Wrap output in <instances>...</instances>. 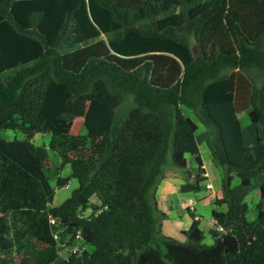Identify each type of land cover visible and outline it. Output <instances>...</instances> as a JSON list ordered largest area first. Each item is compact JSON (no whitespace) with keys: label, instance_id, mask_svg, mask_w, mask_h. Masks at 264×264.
I'll return each mask as SVG.
<instances>
[{"label":"trees","instance_id":"trees-1","mask_svg":"<svg viewBox=\"0 0 264 264\" xmlns=\"http://www.w3.org/2000/svg\"><path fill=\"white\" fill-rule=\"evenodd\" d=\"M185 108L221 168L211 243L192 211L182 238L161 230L160 180L180 176L187 192L206 179ZM72 116L84 134L68 133ZM0 129L23 134L0 137V264L53 263L49 216L89 246L56 264H264V0H0ZM48 148L70 167L56 185L76 181L54 206Z\"/></svg>","mask_w":264,"mask_h":264},{"label":"crops","instance_id":"crops-1","mask_svg":"<svg viewBox=\"0 0 264 264\" xmlns=\"http://www.w3.org/2000/svg\"><path fill=\"white\" fill-rule=\"evenodd\" d=\"M186 115L188 116V114ZM188 117L196 125L195 137L199 147H203L205 150H208L207 153H209V157L213 161L211 156L212 144L209 134L202 126L200 127L193 118H191L190 116ZM242 136L244 145H250L254 142L255 134L252 124L247 127V132L246 129L242 127ZM188 157L186 156L187 163L189 162ZM190 162L188 164H190ZM210 166H208V164L204 162L205 175L207 178L205 183L209 182L211 185L210 188L204 187L207 192H210L207 194L197 193L194 195L190 191L181 192L179 190V186L181 183H183L184 180L180 176H167L160 180L157 185L155 198L158 208L166 214V217L161 221V230L162 232H164V234L176 238H182V231L186 230L192 222L189 211L193 212L194 217H196L195 219L198 222V229L203 233L205 231L209 232V229L214 226V220L212 216L213 210L215 208L224 210L225 206H216L214 203L215 197L220 196L222 194V191L219 185V181L216 183L217 185L214 186L213 180L211 178L214 170L211 169ZM213 177L218 178L216 175H213ZM254 177L258 178L257 186H259L260 182L262 181L261 175L257 174ZM189 199H192L191 204L193 206V210H189ZM256 215L257 208L255 212H253L251 217L255 218Z\"/></svg>","mask_w":264,"mask_h":264},{"label":"rangeland","instance_id":"rangeland-1","mask_svg":"<svg viewBox=\"0 0 264 264\" xmlns=\"http://www.w3.org/2000/svg\"><path fill=\"white\" fill-rule=\"evenodd\" d=\"M101 36L106 38L107 35L102 34ZM130 104H131L130 98L129 97L125 98V100L121 104L119 110L121 112H124L130 106ZM184 112H185V114H188V116L193 118L198 123V125L200 127L202 126L208 133L207 128L198 120V118L195 116V114L190 109L185 108ZM239 116L241 119L242 127H244L246 129V132H247V127H249V125H251V122H250L246 112L245 111L240 112ZM68 133L69 134H84L85 133V128L83 125V118L82 117L72 116L69 118ZM0 137L3 139H7V140H10L13 138L21 139V138H23V134L21 131H18V130L0 129ZM31 140H32V142H34L35 144H38V145H42V144L47 145L49 140H50V133H48V132L35 133ZM199 148H200V152H201V156H202L203 161L205 163H207L208 166L211 165L210 166L211 169L214 170L212 174L214 176L216 175L218 177V178H216V177L214 178L213 175H211L214 186H216L217 185L216 183L219 181V185L221 188V183H220V181H221V168L214 161L211 160V158L209 157V153H207L208 150H205L203 147H199ZM48 152H49L50 162H49V168L47 169L46 173L50 177L51 184L55 187V193H54L53 199L51 201V206H54V205L59 204L69 194L70 190L76 185V181L74 179H69L68 182L64 186L60 187V186L56 185V180L58 177H66L69 175L70 167L68 164H63L61 162L60 158L58 157V155L55 151L48 148ZM188 155H189V157H188ZM186 156L188 157L189 162L191 161L190 164H188L189 162L187 163L188 168L193 173L197 172V164H196L193 156L188 154V153L186 154ZM209 163H211V164H209ZM206 179L199 181V189L198 190L190 191V192L194 195L197 193H200V194L210 193V192H207L204 188ZM257 179H258L257 177L252 178L251 184L249 186V190L245 196V201L247 203V211L245 213V216H246L247 220H253L254 219L251 216H252L253 212H255V210H256V203L259 199V190H258V186H257ZM237 182H238L237 178L236 177L233 178V184H236ZM92 201H97L96 197H93ZM163 234H164V232H163ZM203 234H204L203 242L211 243L212 238H211L209 232L205 231ZM178 236H180V235H178ZM177 238H179V237H177ZM64 256H66V252L63 249L59 250L58 258L51 264L59 263ZM17 257H18V255H16V257L14 258L15 261H17V259H18Z\"/></svg>","mask_w":264,"mask_h":264},{"label":"built area","instance_id":"built-area-1","mask_svg":"<svg viewBox=\"0 0 264 264\" xmlns=\"http://www.w3.org/2000/svg\"><path fill=\"white\" fill-rule=\"evenodd\" d=\"M206 188H210L211 185L209 182L205 183ZM192 199L188 200L189 210H193L191 204ZM196 218V217H195ZM49 224L51 226V235L52 239L56 243V249L58 251L63 249L66 252V256L62 260L66 259L71 253H79L83 250H88L89 246L85 243L84 239L81 236V232L78 230L75 233H63L64 226L53 216H49ZM218 230H222L221 226H217Z\"/></svg>","mask_w":264,"mask_h":264}]
</instances>
